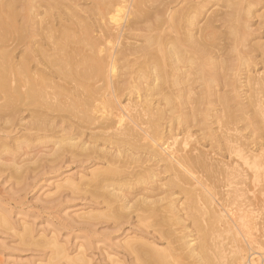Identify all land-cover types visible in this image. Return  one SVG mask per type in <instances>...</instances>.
Returning <instances> with one entry per match:
<instances>
[{
	"label": "bare ground",
	"instance_id": "1",
	"mask_svg": "<svg viewBox=\"0 0 264 264\" xmlns=\"http://www.w3.org/2000/svg\"><path fill=\"white\" fill-rule=\"evenodd\" d=\"M9 1L0 3V44L10 36L4 38L8 27L16 28L12 17L20 12L17 7L21 4H10L17 0ZM27 1L30 17L38 15L33 9L37 0ZM150 1L159 3L158 8L154 6L157 10H152ZM220 1L226 9L222 15L211 13L199 24L215 0H92L90 10L79 8L78 0H56L58 10L47 13L59 21L47 25L52 30L38 41V47L33 46L42 56L38 58L37 52L34 60L37 81L49 87L43 86L44 95L41 90V94L33 91L35 95L29 92L26 96L30 102L43 96L40 106L37 102L39 108L34 105L37 129L59 133L55 143L65 141L71 149L79 146L82 151L75 148L77 152L86 151L85 158L104 165L90 171L91 181H87L96 186L92 189L100 203L112 211L116 207L120 217L124 209L123 213L130 207L138 210L132 211L140 222L138 229L125 240L121 260L114 264H248L242 249L250 248L259 250V264H264V45L257 41L255 47H263L261 65L257 59L251 64L257 42L247 46L253 27L246 15L254 0L246 5L245 0ZM121 8L126 17L117 23L115 12ZM6 10L12 14L5 16ZM217 22L232 35L235 58L221 55L227 49L210 48L218 43H214L220 35V29L215 30ZM24 31L17 34L20 41L26 38ZM130 37H141L144 44L128 41L116 45ZM112 41L115 45L109 43ZM2 52L1 72L6 51ZM240 65L245 68L243 80L233 83L227 71H240ZM18 66L23 68V63ZM20 72L21 76L26 71ZM23 77L27 75L20 79ZM56 82L63 86L58 94V88L52 91ZM130 87L139 93L134 104L121 100ZM226 87L230 89L218 92ZM237 87H244L247 93H240ZM212 122L217 124V132L211 130ZM194 125L199 127L200 137L190 140ZM242 128L248 130V137L253 136L251 141L243 139ZM201 143L229 158L210 156ZM217 186L226 187L220 189L222 200L216 198ZM179 194L184 200H179ZM230 204L235 206L227 208Z\"/></svg>",
	"mask_w": 264,
	"mask_h": 264
},
{
	"label": "rangeland",
	"instance_id": "2",
	"mask_svg": "<svg viewBox=\"0 0 264 264\" xmlns=\"http://www.w3.org/2000/svg\"><path fill=\"white\" fill-rule=\"evenodd\" d=\"M2 1L3 0H0V3ZM11 1L13 0H10L9 2ZM23 1L24 2H20V0H17L15 3L14 1L13 3H10L17 4L15 7L21 4L19 8L17 7L20 12L17 10L18 12L14 14V17H12L13 25H17H15L16 28L8 27V31L12 30L13 33L7 31V34L4 38H6L9 33L11 38L8 36L6 40H9L7 42L5 40L3 41L4 44L3 42L0 44L1 47L4 45L2 48L0 47L1 52L2 49L3 51H6L4 53L5 55L3 56L5 61L2 60L1 62L5 66L4 71L0 72L4 75L8 73V76H3V74L0 75L2 76L0 77V264H114L115 261L121 260L120 256L122 255L121 252L123 250L125 240L129 239L134 234V230L138 229L137 224H140V222L136 220V213L133 214L132 211L134 210H131V207L128 209H130L132 213H128L129 210L127 209V214L123 213L126 211L125 209L124 211L118 209L119 212L123 211L120 215L124 216L121 217L118 216L119 213L117 214V208L115 207V209L113 207V211H115L114 213L117 214V216L114 217V214H112V208H107L105 205H103V203H100L101 199L95 195L92 189L96 186L93 187L92 182L91 185L87 181H91L90 179L88 180L90 171L104 166L103 164L94 163L91 162L90 158H85L84 152L86 151L83 150L84 152L82 153V149H80L79 146H73V149H71V147L66 144L67 142L64 143L65 141L61 143L56 142V144L55 140L58 139L59 133L56 134V132L53 135L50 131L46 132L37 129L38 109L35 110V106L37 105L36 108H39L43 102V96L41 95H44V92L49 90V87L47 88V85L42 80L39 79L40 81H37L38 77L34 72V60L38 57L37 52L39 53L38 58L42 57L36 47H38V41L41 40V38H45L49 33L48 30L50 28L48 26L51 25V23L56 24L59 21L58 18L50 19V13L52 14L58 10V2H56V0H52L54 2H49L48 0H37L33 9H35V13L38 12L36 13L38 15L30 17V3L27 0ZM218 2L221 3L220 0H215L214 3L210 4L209 9L206 11L205 16L201 19L199 24L202 22V20L204 23V18L206 19V17L211 13L214 14L217 12L218 15H222L221 12H224L226 9ZM248 2H250V0H247V2L245 0L243 4L246 5ZM78 3V7L80 6L79 8L86 10L91 9L90 5L92 4V0H78ZM155 3L152 1L149 2L151 5L154 4L153 6H150L153 11L157 10L155 7L158 8V6H160L159 3ZM23 4L26 6H22ZM47 4L48 7L50 6V8L47 7ZM6 5L8 6V4ZM21 6L23 9H20ZM24 8L25 11H22ZM69 8L71 7H68V10H70ZM74 8L78 9L77 6H74ZM174 8H177V6ZM50 9L55 10L51 12ZM71 9L73 10V7ZM210 9L211 11H209ZM48 10L50 13H47L49 12ZM123 10L124 12L121 13ZM251 10L246 15V22L249 24V20L251 19V23L249 25H251L253 28L250 26L249 27L251 30H253V37H251V35L248 37L250 40L248 39L249 42H247V46H249V44L252 42V44H254L257 41H261L260 44L263 46L264 0H259V2L254 0ZM7 11L8 10L5 11V16L12 14L10 11L7 13ZM125 12L126 11L124 8H121L120 11L115 12V22H121V20L126 17ZM15 15L18 17L16 16L15 18ZM33 17L34 19H37L34 20L32 19ZM76 17L79 18V15H76ZM81 17L84 18V15H81ZM39 18H41V20ZM117 18L120 20L118 21ZM19 19L22 21H19ZM7 20L8 18L4 17V24L6 25H8ZM39 24L42 26H38ZM217 24L219 25V23H216L215 30L217 32L220 31V35L217 38V41L214 40V43H218H215L214 45L211 44L210 48L212 47V49H216L218 52L219 50L222 51L227 49V51L224 50L223 52H220L221 55L226 57L230 54L229 56L231 58H235L237 52L232 49L233 44L230 42V37H232V35H230L227 30H224V27L220 26V29ZM260 25H263V29ZM22 26L23 28H20ZM57 26L58 25H55V27ZM44 27H46L45 30ZM254 28L257 30L260 28L261 30H258L257 32V30ZM21 29H23L25 32L26 38L21 39L20 41L17 38V34H20ZM218 29L220 30L218 31ZM28 30H30V32H28ZM33 32H36L37 35H39V32L44 35H40V37H38ZM52 32L57 33L55 30ZM221 32H224V34ZM31 34L33 35L30 36ZM13 35L15 37L14 39ZM227 36L229 41L226 39ZM134 38L135 37H130L125 40L123 39L121 42H116V45L118 44L120 47L123 43H128V41L136 45L137 43L144 44L141 37H136V40ZM30 40L35 41V43L31 44ZM224 40L226 41L225 45ZM109 43H113L112 45H115L114 41ZM26 44H28V46H26ZM45 44H47V42ZM35 45L36 47H33ZM256 45H258V42L253 45V48H251L255 49ZM261 46L260 48L257 46L259 49L257 48L251 53L253 57L255 56L254 58L251 57V64L257 59L256 61L259 62L258 66L261 65V59L259 57L262 56L260 50L264 47ZM109 47H111L110 44ZM30 48L31 50H35L32 52ZM228 50H231L232 52ZM9 51L10 53H8ZM24 52L25 54H23ZM20 55H22V57ZM23 55L25 56L24 62L26 61L28 64L23 62ZM18 57L21 59H18ZM9 59L10 63H7L9 62ZM28 60L30 61V66ZM19 62L23 63V68L25 69L18 68L21 67L18 66ZM4 63H6L7 66L10 64L8 68ZM236 63H238V61ZM11 66H13V68H11ZM27 66H29L28 72L26 68ZM241 67L242 69L240 71H236L235 69L227 71L229 72L228 76L231 77V81L233 83L243 80L244 75L242 74V71L244 67L240 65L239 68ZM248 68L251 67L249 66ZM11 69L13 70L11 71ZM20 70H25V74H23V71L22 75L20 76ZM259 70L263 71V68ZM23 75H27V77L20 79ZM3 77L4 79L7 77L6 79L8 82L6 79L2 80ZM26 78H29L28 80L32 78L33 80L27 81ZM30 82L36 86H32L31 84L33 90H31L32 88L29 87ZM39 82L41 85H39ZM27 86L31 89L28 90ZM43 86L46 88V90ZM53 86V90L51 89L52 91H54L55 88H58L56 90V94H58L57 92L63 88L61 82H56L55 84L53 83ZM24 89L28 90V92L26 90L24 91ZM227 89H230V87L220 88L218 92L228 91ZM237 89L240 90V93H247L244 87H237ZM41 90L42 94L40 93ZM133 90L136 89H132V87H130L124 90V94L121 96L123 103L128 101L129 103L134 104L136 102V97L139 96V93L138 91L133 92ZM33 91H39L41 95L36 94L38 96L37 101L36 99H33V101L30 102L28 101L30 99L26 98V96L29 97V92H31V95ZM33 95H35V93H33ZM32 97L36 96H30V98ZM39 99L40 101H38ZM37 102H40L39 106ZM217 111L219 110L217 109ZM211 113H216V110H213ZM210 125L211 130H215V132H217V124L212 122ZM190 130L192 133V137H189L190 140L195 137H200L201 132L197 125L191 127ZM239 130L242 136H244L243 139L247 138L245 141H251L253 136L248 137L249 134L247 129L242 128ZM168 141L172 142L171 138H169ZM202 141L203 140H201V142ZM173 143V145H177L176 142ZM64 145L68 147H64ZM200 146H202L201 148H203V150H209L210 147L207 144L205 145V143H201ZM261 146L264 148V144ZM75 148H79L77 150L81 151L77 152ZM209 155L217 159L223 158L226 160L229 158L227 153L218 151L217 148H213L212 151L209 150ZM83 176L85 179L82 178ZM224 188L226 187H221L220 189L222 190ZM216 189L218 192L216 194V198L222 200L220 198L221 195L219 186H217ZM248 195H251L249 191ZM182 199L184 200L183 195L179 200L181 201ZM233 205L235 206V204H230V206L227 208H233ZM133 208L135 209V206H133ZM134 212H138V210L135 209ZM150 220L152 221L153 219ZM142 222L144 223V221ZM186 223H188V221H186ZM218 238L222 237L220 236ZM251 244L255 246V243ZM242 254L244 256V261L248 264L261 263V254L259 255L258 249H242Z\"/></svg>",
	"mask_w": 264,
	"mask_h": 264
}]
</instances>
